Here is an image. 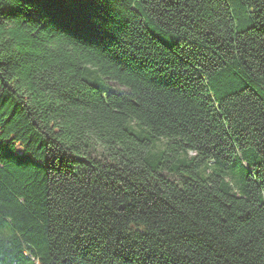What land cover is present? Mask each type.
<instances>
[{
    "label": "trees",
    "instance_id": "16d2710c",
    "mask_svg": "<svg viewBox=\"0 0 264 264\" xmlns=\"http://www.w3.org/2000/svg\"><path fill=\"white\" fill-rule=\"evenodd\" d=\"M0 264H264V0H0Z\"/></svg>",
    "mask_w": 264,
    "mask_h": 264
}]
</instances>
